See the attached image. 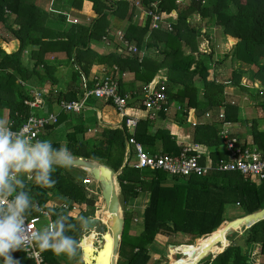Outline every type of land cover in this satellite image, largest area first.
I'll use <instances>...</instances> for the list:
<instances>
[{"label": "trees", "instance_id": "1", "mask_svg": "<svg viewBox=\"0 0 264 264\" xmlns=\"http://www.w3.org/2000/svg\"><path fill=\"white\" fill-rule=\"evenodd\" d=\"M177 1H139L143 13L150 10L157 11L156 14L175 12L176 18L169 20V30L163 23L152 29L150 16H146L141 27L134 13L138 0H67L69 7L80 11L84 5H89L97 16L88 26L68 23L64 15L54 16L53 19L32 4V0H0V109L8 110L14 128L20 127L24 120L38 110L31 109L26 102L34 99L35 91L43 90L41 85L52 84L43 97L45 108L54 105L57 112V104L61 101H74L85 88H94L96 81L89 79L90 69L93 65H102L106 69L105 75L113 67L117 68L118 73L133 75L130 83L119 81L122 96L127 91L135 96V101L131 96L128 109L143 110L138 97L143 94L144 86L156 82L159 76L166 83L169 103L182 107L172 119L159 112L157 117L162 120V125L153 130V120L147 117L138 121L135 140L147 155L179 157L181 148L175 141V123L192 127V143L203 144L211 149L212 169L205 175L188 178L169 176L162 170L134 168L132 150L125 162L126 141L129 137L124 126L126 117L122 118L120 128L95 124L97 132L92 136H87L88 121L82 116L83 113H60L57 123L47 126V130H52L64 122L68 133L63 147L74 157L107 165L114 172L120 171L117 180L124 224L117 264H148V247L159 235L180 234L193 240H205L231 220L264 208V180L257 184L238 172L217 169L220 160L228 159L224 141L218 136L219 129L225 122L237 124L240 121L239 106L231 102L233 98L225 91L227 86L248 93V101L252 102L256 114L250 129L252 143L264 153V0H185L182 4ZM153 3H156V7L150 6ZM192 16H197L199 22L190 24ZM124 22H128V25L122 38L137 49L136 54L130 55L123 50L120 54L114 51L99 55L90 48L91 42L104 38L114 41L116 49L123 47L115 38ZM201 23H204L203 26ZM205 28L213 29L220 40L230 36L228 39L231 44L236 42L235 39L237 42L229 53L218 60L214 58L212 49L205 53L199 48L200 37L209 45L213 37L204 31ZM52 53L65 55L67 63L73 67L70 74L72 84L83 78L79 85L58 88L56 60L49 58ZM226 62L245 65L247 69L239 66L227 78L223 76L221 80L215 77L209 80L210 71L215 73L216 66L223 68ZM217 74L225 75V71H218ZM196 80L201 86L196 85ZM242 80L251 84L259 83V88L243 85ZM136 83H140V87L137 88ZM226 97L231 100H226ZM102 103V115H105V109L120 115L112 102ZM220 107L224 109L223 119L212 117L207 123L197 122L207 110H219ZM50 142L52 152H58L62 147L57 140ZM193 154L189 152L190 156ZM200 163L202 165L203 160ZM69 168L74 169L52 164L54 170H50L47 176L51 187L38 179L37 169L31 176L28 172L14 171L8 174H14L13 180L7 179L8 176L5 178L4 191L10 195V199L15 204L19 198L25 201L22 209L17 208L21 215L27 219L36 217L35 208L48 212L55 228L52 234L43 236H49L50 243L65 236L74 237L79 244L84 234L79 218L86 219L87 215L85 210H81L69 216L68 211L62 208L47 206L49 201L59 205L65 203L70 208L73 204L92 210L94 208V201L88 198L85 186ZM141 192L149 193L143 210L142 230L131 236L129 231L134 213L129 212L127 206ZM232 208L240 209V215L229 219L225 213ZM229 241V246L223 252L201 263L248 264L251 245H259L260 254L264 256V220L244 229L241 234L235 233ZM36 244L47 264L68 263L66 255L59 256L50 249L40 248L39 239ZM171 251L184 257L192 252L179 247ZM7 255L13 261H19V264H34L19 248L10 249ZM3 262L4 257L0 256V264Z\"/></svg>", "mask_w": 264, "mask_h": 264}, {"label": "built area", "instance_id": "2", "mask_svg": "<svg viewBox=\"0 0 264 264\" xmlns=\"http://www.w3.org/2000/svg\"><path fill=\"white\" fill-rule=\"evenodd\" d=\"M156 7V3L150 5ZM157 11H147L144 16H150L152 18L151 28L156 29L159 23L166 25L167 29L170 30V19H175V12L172 13H160L156 14ZM119 44L123 47L117 49V53L126 51L127 54H136L137 49L128 45V43L122 38V35L117 32L116 38ZM108 42L107 39H103ZM113 72H117V68L113 67ZM105 73L106 70H103ZM103 75L95 79L96 83L93 89H84L81 95H78L74 101H61L57 104V112L48 113L44 116L32 115L24 120L20 127L14 128V123L10 122L3 125V128L10 131L13 134V139L20 138L27 140L29 146L34 147L37 142H39V137L47 126L55 125L58 120L60 113L64 114H81L88 109L87 102L90 99H99L104 102H112L114 109L118 112L121 118L126 117L124 126L129 133V137L126 141V157L125 162L129 159V153L132 150L133 154V166L136 169H149V170H162L169 174V176H180L188 178L189 176H203L206 172L212 169V163L206 162L201 165L198 147H190L188 145L182 146L181 153L179 157L173 158L168 155H147L142 146L138 144L135 140V129L139 121L138 118L129 114V112L134 111L127 108L131 99L135 96L131 94H125L122 96L119 92V84L117 78L113 73ZM124 76V74H123ZM159 80L147 84L143 88V94L138 97L141 100V105L147 117L154 120L159 112L168 114L171 110V104L169 103V97L166 94V83L164 78L159 76ZM243 84V83H242ZM249 87H256L257 83L248 84ZM43 91V90H42ZM35 91L34 99L32 101L26 102V105L31 109L44 110L46 101L44 95L48 91ZM135 95V94H133ZM132 96V98H131ZM135 101V98H133ZM233 104V103H232ZM176 110L180 109L176 106ZM223 108H221L217 114L218 118L223 119ZM206 118L210 117V113L205 114ZM229 123L225 122L222 125V130L219 132V137L224 141L226 152L228 153L227 160H220L217 169L219 171H235L244 176L246 179H250L251 182L260 183L264 180V153L256 147H243L242 143L229 131ZM194 151L198 153L196 155H189V152ZM14 174H10L8 179H12ZM95 182L90 176L83 180V184H91ZM96 183V182H95ZM76 205H73V210L76 209ZM39 215L31 219H27L22 216L15 203L4 194V187H0V218L2 220L7 219L10 216L15 215V218L19 224L20 231L17 233L21 237V247L20 249L24 252L27 259L31 260L34 264H45L41 252L37 249L36 241L39 237L44 234H52L54 231V226L52 223L48 225L41 231L39 229V223L42 218L48 216V212L45 210H40L36 208ZM171 250L169 249V253ZM172 255V254H171ZM264 264V262L262 263Z\"/></svg>", "mask_w": 264, "mask_h": 264}, {"label": "crops", "instance_id": "3", "mask_svg": "<svg viewBox=\"0 0 264 264\" xmlns=\"http://www.w3.org/2000/svg\"><path fill=\"white\" fill-rule=\"evenodd\" d=\"M32 4H34L40 10H43L44 12H46L48 14V16L51 17V18H53L54 16L57 17V16H60V15H64V16L67 17V22L68 23H72V24H84V25L88 26L90 24L91 20L96 18V16H97L93 11L90 10L89 5H84L82 11H80V10H76L73 7H69L67 0H51V1L35 0L34 2L32 1ZM136 19H138V22L140 21L141 24L143 23L139 19V17H137ZM122 27H123V25L117 31L121 30ZM125 27H126V25L124 26V28ZM124 28H123V30H124ZM229 37L230 36H226L225 39L229 38ZM235 41L237 42L236 39H235ZM116 47L117 46H116L114 41L106 42L104 40H100V41H95V42H91L90 43V48L95 53H97L99 55H105V54H108V53H111V52H114V51L117 52ZM49 58L51 60L53 58H55V60H56L55 61L56 64H57L56 78H57V81H58V83H57L58 84L57 85L58 88L63 89V87H68V86L75 87V84H72V81L70 79V72L73 70V67L70 64L67 63L65 55L63 53H52L51 55H49ZM239 66L242 69H244V70L247 69V66H245V65H239V64H236V63H231L230 64V63L226 62L225 66H223V68H222V66H220L221 68H218L216 66L215 73L212 71V74H210L209 77H212V78L215 77L218 80H221V78H223V76H224V78H227V76H229L231 74L232 70L233 69H238ZM103 70H106L104 66H102V65H93L91 67V69H90V72H89V79H97V78L101 77L103 75V73H104ZM218 71H221V72L225 71V75L224 74H219L218 75L217 74ZM163 72H165V71L163 70ZM228 72H229V74H228ZM110 73H113L114 76L117 78L118 84H119V81H123L124 83H130V82L133 81V75L124 74V76H123L122 73L113 72V70ZM242 79H244V78H242ZM81 80H83V78L79 79V82ZM209 80H211V79H209ZM241 83H243V85H248L249 84V82H246L245 80H242ZM51 85L52 84L50 82L49 83H44L43 85L40 86V88L48 90V89H50ZM136 87L137 88L140 87V83H136ZM32 88H37V87H32ZM225 91L228 94H230L231 97L233 98V100H231L229 97H226V100H231V102H233V103H235V105L239 106V109H240V111H239V119H240V121L237 124L229 123L230 124L229 125V131L231 132V134L235 135L241 143H244V144H246V145H248L250 147H255V146H253V143H252V139H251V135H250V129H251L252 120L254 118H256V114H255V111H254L255 108L252 105V102L248 101V99H249L248 93H243L239 89H237L236 87H233V86H227ZM126 93H130V91H127ZM134 94H135V92H134ZM98 103H99L98 104L99 106L96 105V102H94V101L92 102V106H96V108H98V109L91 108V110L94 113V115H93L94 124L91 123L92 120H91L90 116H86V113H84V112H83V115H82L88 121L87 122V126L89 127L88 128V133L91 134L90 136H92V134L97 132V130L95 128V124H97V126H110L111 128H120V122L122 120L120 115L115 114V112L111 111L110 109H108V110L105 109V115H102L101 114V109H102L103 103H102L101 100H98ZM176 106H178V105H176L174 103L171 104V110L169 111V113L167 115L165 114V116L167 118L172 119V118H174L176 116L177 111L180 110V109L176 110V108H177ZM89 108L90 107H88V109ZM180 108H182V107H180ZM221 108L222 107H220L219 110ZM133 110L134 111L129 112L130 115L138 118L139 120H145L147 118L146 113L142 109L136 108V109H133ZM219 110H207L199 118V120L197 122L207 123V122H209L211 120L212 117L220 119L217 116ZM55 111H56V107L54 105H49V107L45 108L43 111L42 110H37L36 113L39 116H44V115H46L48 113H54ZM223 111H224V109H223ZM85 112H87V111H85ZM206 113H210V117L209 118L205 117ZM37 114H35V115H37ZM102 116L104 118V121H102ZM0 119L4 120V125H6V124H8L10 122H13L12 119H10V117H9L8 110L5 111L4 109H0ZM175 124L177 126L175 128L176 145L179 148H182V146H185V145H188L190 147L197 146L198 147V151H199L200 161L203 160L204 163L211 162V160H212L211 156H210L211 149L209 147L203 145V144H193L192 143L191 138H190L191 128L192 127L180 126L177 123H175ZM161 125H162V120L159 117H156V119L152 121L151 129L153 130L155 128L160 127ZM192 126H194V125H192ZM59 127H62L63 130H64V132L62 134H61V132H59L60 134L58 133L56 136L55 135L53 136L52 133H51L53 131V129L52 130L45 129L42 132V134L40 135V137H39V142H43L45 140H47V141L57 140L62 146H64L65 141H66V135L68 133V128L66 127V124L64 122L61 123L59 125ZM220 130H222V126L220 127L219 132H220ZM219 132H218V134H219ZM62 135H63V137H62ZM223 147L225 149V144H224ZM191 152L194 153V151H191ZM196 154H198V153H194L193 155H196ZM14 178L15 177H13L10 180H13ZM7 179H8V177H7ZM4 194L10 198V195L7 194L5 191H4ZM144 196H146V197H144ZM148 196H149L148 192H141V193H139V195H138V197L136 199H133V200H138V199H141V198L143 199L142 200L143 204H142V206L140 205V207H139V209H141V211H139L137 209H135V211H134V215H136V213H138V211H139L138 216H137V218L141 221L139 223V225L143 224V210H144V208L147 205ZM11 200L14 202L13 199H11ZM73 205H76V204H73ZM47 206L53 207V208H62L63 210L68 211V215L69 216H71V214H77V212L79 210V206L78 205H76L77 206L76 209L73 210V208H70L69 205H66L65 203H62V204L59 205V204H57L55 202H52V201H49ZM35 210H36V208H35ZM36 212H37V215H39L37 210H36ZM92 214H91V216L87 215L86 219L89 218V217H94L95 216V215L92 216ZM0 220H2V219L0 218ZM42 222H44V224H42ZM48 223H52L54 228H55L54 222L50 220V217L48 215L47 217L41 219V221H40V223L38 225L39 229L42 231L48 225ZM83 232H84V234L82 236L83 237L82 239H85L84 236H85V234L89 233V230L85 226H83ZM43 235H44V233H43ZM183 236H185V235H183ZM185 237H189V236H185ZM80 244H82V241H81ZM37 249H38V247H37ZM149 252H150V250H148V253ZM59 256H63V254H59ZM81 258H82V255H81ZM43 259H44V257H43ZM44 262H45V260H44ZM263 262H264V256L260 254V246L259 245H251L249 247L248 262L247 263L248 264H262ZM3 264H4V262H3ZM45 264H47V263L45 262Z\"/></svg>", "mask_w": 264, "mask_h": 264}, {"label": "water", "instance_id": "4", "mask_svg": "<svg viewBox=\"0 0 264 264\" xmlns=\"http://www.w3.org/2000/svg\"><path fill=\"white\" fill-rule=\"evenodd\" d=\"M52 160L53 164L56 165L55 156L52 157ZM69 167L79 168L81 170L85 169L88 171L89 176L97 183L104 207L110 214L108 229L97 218L89 217L86 219V224L84 226L89 231H94L98 235L99 240L96 245L97 250H92L89 255L90 263H86L84 259V256L89 253V251H87L86 248L80 247L82 263L96 264L100 260L102 261V264H116L124 224L123 211L120 203V187L117 180L120 171L114 172V170L107 165L74 156L73 163ZM12 172H14V170L10 168L9 173ZM261 220H264V208L254 213L235 218L226 223L220 231L213 233L211 236L207 237L206 240H201L196 246V249L194 248V245L179 247L185 248V250H191L193 258L196 256L195 253L200 251L198 252L199 254H197V260L193 258L188 259L186 257V261L182 258L173 264H200L208 258L213 259L215 256L210 255L209 252L204 250L202 247L203 243L207 242L209 244L217 245L221 243L222 239H225L228 247L229 238L232 235L237 232L241 234V232H243L242 230L251 227ZM82 238L79 243L83 240ZM175 247L176 246L169 245L170 250ZM164 256H166V252H164Z\"/></svg>", "mask_w": 264, "mask_h": 264}, {"label": "clouds", "instance_id": "5", "mask_svg": "<svg viewBox=\"0 0 264 264\" xmlns=\"http://www.w3.org/2000/svg\"><path fill=\"white\" fill-rule=\"evenodd\" d=\"M4 120L0 119V187H5V178L9 174V169L14 171L31 172L33 169L39 170L38 179L44 185L51 187L47 176L52 169L55 156L57 167L67 168L73 163V155L66 147H61L58 152L50 150V141L37 142L34 147L29 146V142L24 139H13V134L3 128ZM55 183V182H53ZM25 204L23 198L16 201L18 209H22ZM81 226L86 224L83 217L79 218ZM62 227V226H61ZM20 231L19 224L15 215L0 221V256L4 257V264H19V261H13L7 253L9 250H16L21 247V237L17 235ZM39 247L50 249L57 254H64L69 259L77 255V249L80 243L74 237L60 236L57 242L50 243V237L45 235L38 238ZM81 251V250H80Z\"/></svg>", "mask_w": 264, "mask_h": 264}, {"label": "rangeland", "instance_id": "6", "mask_svg": "<svg viewBox=\"0 0 264 264\" xmlns=\"http://www.w3.org/2000/svg\"><path fill=\"white\" fill-rule=\"evenodd\" d=\"M32 1L34 2L35 0H32ZM114 1H116V0H114ZM139 1L140 0H138V3L136 5L137 7H135L136 9H135L134 13L143 22L141 24V22L139 21V25L142 27V26H144L146 18L144 16L143 10H142V8H141V6L139 4ZM177 2L179 4H182L183 2L185 3L186 1L185 0L184 1L183 0L182 1L178 0ZM189 20H190V24H194V22H197V23L199 22V19H198L197 16H192V17H190ZM137 22H138V19H137ZM201 24L203 26L204 23H201ZM125 25L127 27L128 22H124L122 29L120 31H118L122 35V37L124 35V30L126 29V27L124 28ZM123 28H124V30H123ZM204 31H206V33L209 34L210 37H212V36L213 37H212V40L210 42V45L207 43L206 40H204V38L200 37V39H199L200 40L199 41V48H200V50L202 52H205V53L210 52L211 49H212L214 51V58H216L218 60L221 59L222 56L225 53H229L231 48H232V46L235 44V43L231 44V42H229L228 38L220 40V37H216L215 31L213 29L205 28ZM1 33L5 36V34L3 33V29H1ZM117 42H118V40H117ZM1 44H2V41L0 40V45ZM210 70H211V67L209 66V71ZM71 73H72V71L70 72V74ZM210 74H212V70L210 71ZM228 74H229V72H228ZM209 79L212 80L213 78L209 77ZM76 82H77L76 84H78V85L80 84L79 80H76ZM196 85L197 86H201L200 83L197 82V80H196ZM257 86H259V83H257ZM43 91H48V90L43 89ZM253 91H251V92H253ZM93 101L96 102L97 106H99L98 105L99 104L98 100L90 99L87 102V106L90 107V108L85 110L87 112H84V113H86V116H90V118L92 120L91 121L92 124H94V118H93L94 113L91 110V108H94V109L96 108V106H92V102ZM96 109H98V108H96ZM33 114H37V113L34 112ZM59 132H61V134H62L64 132V130H63L62 127L56 126L51 133H52L53 136L54 135L56 136ZM90 135H91L90 133H87V136H90ZM62 137H63V135H62ZM45 141H47V140H45ZM34 170L35 169H33L31 172H28V174L31 176V174L34 172ZM68 170L70 172H72L74 175H77L78 180L81 181V183L83 182V180L85 178L89 177V174H87L86 172H84L83 170H81L79 168H74V169L73 168H69ZM84 186H85V188L87 190L88 198H90V199H92L94 201V208L92 210V208H86L84 206H82V207L79 206V210L78 211L85 210L86 211V215H88V216H91V214L95 212L96 216H94V217L97 218V219L101 218V222H102V218H103V216H104V214H105L107 209H105L103 207V208L97 210L99 207H102L104 205L103 201H102V198H101V195H100V190L97 187V183L92 182L91 184H87V185H84ZM144 197H146V196H144ZM120 199H121V195H120ZM142 200H143L142 198L138 199V200H130L129 203H128V206H127L128 211L129 212H133V213H134L135 209L141 211V209H139V207H140V205L142 206V204H143ZM120 203H121V200H120ZM122 211H123V209H122ZM139 211H138V213H139ZM226 212H227L226 216L229 219L240 215V209H238V208H236V209L232 208L230 210H227ZM138 213H136V215L133 216V220H132V223H131V228H130V231H129V234L131 236H135V235L139 234L141 232V230H142V225L141 224L139 225V223L141 221L137 218ZM42 224H44V222H42ZM98 239H99L98 235L94 231H92V232H90L89 234H87L85 236L84 245L82 247L86 248L87 251H92V250L95 249V247H96V245L98 243ZM200 241L201 240H193L190 237H185V236L180 235V234L172 235V236H161V235H159V236H157L154 239V242L151 244V246L148 247L149 250H150V252H149L150 260H149L148 264H173V263H175V261H179V259L184 258V256L180 255V254H176V253H174L172 251H171V254H172L171 255L169 253V249H170L169 245L176 246V247L186 246V245L197 246ZM229 244H230V241H229ZM174 250H176V249H174ZM164 252H166V256H164ZM81 255H82L81 251L80 250L77 251V255L75 257H73L71 259H69V257H68V263L67 264H83ZM84 259H85V262L87 263V260H86L87 259V254L84 256ZM117 260H118V258H117ZM116 264H117V262H116ZM200 264H202V263H200Z\"/></svg>", "mask_w": 264, "mask_h": 264}, {"label": "bare ground", "instance_id": "7", "mask_svg": "<svg viewBox=\"0 0 264 264\" xmlns=\"http://www.w3.org/2000/svg\"><path fill=\"white\" fill-rule=\"evenodd\" d=\"M83 171L84 172H86L87 174H88V171L87 170H85V169H83ZM104 207V205L102 206V207H99L97 210H99V209H101V208H103ZM105 208V207H104ZM106 209V208H105ZM96 216V215H95ZM93 218H95V217H93ZM99 220V219H98ZM100 221V220H99ZM109 221H110V214H109V212L106 210V212H105V214H104V216H103V218H102V223L107 227V229H108V223H109ZM101 222V221H100ZM220 231V230H219ZM90 232H92V231H89V233ZM88 233V234H89ZM87 235V234H86ZM85 235V236H86ZM84 236V237H85ZM99 240V239H98ZM206 240V239H205ZM84 245V239L82 240V244H80L79 246L81 247V248H83L82 246ZM202 247L204 248V250H206L207 252H209V254L210 255H213V256H215V255H217V254H220L221 252H223L224 250H225V248L227 247V242H226V240L225 239H222L221 240V243H219V244H209V243H207V242H205V243H203L202 244ZM194 248L196 249L197 247L196 246H194ZM185 249V248H184ZM94 250H97V248L95 247V249ZM92 251H89V253H87V263H90L89 262V255H90V253H91ZM198 252H200V251H197L195 254H196V256L193 258V255H192V252L191 253H189V255H187V258L188 259H191V258H193V259H195V260H197V254H199ZM103 257V256H102ZM186 257H184L183 259H184V261H186V259H185ZM187 259V260H188ZM175 262H177V261H175ZM96 264H102V261H98Z\"/></svg>", "mask_w": 264, "mask_h": 264}]
</instances>
